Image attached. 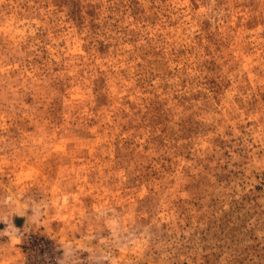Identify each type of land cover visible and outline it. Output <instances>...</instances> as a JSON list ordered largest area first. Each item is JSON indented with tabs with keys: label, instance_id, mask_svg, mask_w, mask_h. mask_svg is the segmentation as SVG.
Listing matches in <instances>:
<instances>
[{
	"label": "rangeland",
	"instance_id": "374dc122",
	"mask_svg": "<svg viewBox=\"0 0 264 264\" xmlns=\"http://www.w3.org/2000/svg\"><path fill=\"white\" fill-rule=\"evenodd\" d=\"M0 264H264V0H0Z\"/></svg>",
	"mask_w": 264,
	"mask_h": 264
}]
</instances>
